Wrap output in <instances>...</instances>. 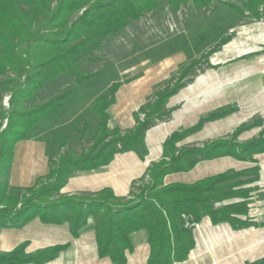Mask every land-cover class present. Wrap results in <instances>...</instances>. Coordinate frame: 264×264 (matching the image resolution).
I'll return each instance as SVG.
<instances>
[{"label":"trees","instance_id":"trees-1","mask_svg":"<svg viewBox=\"0 0 264 264\" xmlns=\"http://www.w3.org/2000/svg\"><path fill=\"white\" fill-rule=\"evenodd\" d=\"M164 1L173 12L189 1L199 8L208 7L212 2ZM224 4L238 17L264 20V0ZM159 5L160 0H0V128L5 121L0 129V229L19 227L39 217L45 223L67 221L71 235L75 236L86 217L93 216L99 257H108L113 264H125L126 253L131 251L128 235L144 228L150 249L147 264H173L184 261L194 247L193 233L185 227L186 220L191 218L192 222L199 223L207 216L212 224L243 225L230 216L236 213V205L214 208V203L234 194L231 193L233 187L257 180L258 167L238 173L225 172L192 184L163 183L166 175L187 172L202 160L231 156L255 163L253 156L264 153V130L242 144L236 143L235 138L250 126L258 125L256 121L239 126L228 139L201 147L176 146L185 135L196 131L206 121L225 116L230 109L212 112L194 127L172 133L163 144L162 159L148 169L149 181L140 188L137 184L142 183L143 178L132 184L131 199H117L108 190L87 199L58 194L71 171L105 166L115 154L123 151H133L143 158L145 131L161 117L160 113L167 114L164 110L167 99L204 62L200 59L192 60L181 69L178 83L169 88L165 86L155 93L153 101L141 106L134 114L135 126L125 132L107 127L106 109L114 102L119 85L112 83L107 92L92 101L96 132L89 140V147L78 152L71 147L62 150L70 139L67 136L54 153L49 152L48 170L34 185L23 189L21 195L20 190L9 186L15 144L30 138L29 133L41 120L56 117L72 90H64L36 105H28L29 100L46 84L62 77L73 80L78 87L92 79L94 74L81 71L82 63L91 62L103 43L119 35L130 21L156 10ZM232 13L228 16L233 17ZM204 34L207 32L202 31ZM228 39H222L201 57L206 59ZM7 93L10 95L5 109L1 102ZM141 113L142 120L139 119ZM83 130L77 134L81 135ZM112 135L114 139L108 140ZM245 175L251 177L241 180ZM61 248L27 254L25 245L21 244L10 252H0V264H43L52 260ZM246 264H264V258Z\"/></svg>","mask_w":264,"mask_h":264},{"label":"crops","instance_id":"crops-1","mask_svg":"<svg viewBox=\"0 0 264 264\" xmlns=\"http://www.w3.org/2000/svg\"><path fill=\"white\" fill-rule=\"evenodd\" d=\"M241 18L244 21L227 31L216 30L212 26H219V23H213L210 28L197 30L192 37L185 30L180 34L172 32V39H178L176 43L187 41L192 52L155 83H143L141 74L128 75L126 69L118 73L119 85L114 93V102L106 109L107 127L125 132L135 126L137 110L152 101L155 93L181 69L198 59V51L209 45L213 48L229 37L205 59V65L200 70L195 69L194 74L184 79L183 85L167 99L164 106L167 115L156 119L145 131L146 154L143 158L133 151H123L115 154L105 166L71 171L58 194L87 199L108 190L117 199L129 198L132 184L147 178L148 168L162 159L163 144L172 133L190 129L201 118L220 109L231 111L223 117L204 122L176 146H202L228 139L239 126L251 125L254 121L259 124L242 131L235 142L256 138L264 130V20ZM202 31L207 34L202 35ZM253 158L255 163L231 156L202 160L187 172L164 177V185L192 184L225 172L238 173L258 167L257 180L233 187L231 193L234 194L214 203V208L236 205V213L230 216L243 225L212 224L207 216H203L198 228L191 229L194 247L184 261L173 264H246L264 258V153ZM48 160V146L44 139L30 137L17 142L9 170L10 188L23 190L34 185L39 177L46 174ZM249 177L245 175L240 179ZM95 225L94 217L87 216L77 234L72 236L67 221L45 223L35 217L19 227L0 229V252H10L21 244L25 245L27 254L62 247L52 260L43 264H113L108 257L98 255ZM128 238L131 251L126 253L125 264H147L150 251L147 230L133 231Z\"/></svg>","mask_w":264,"mask_h":264},{"label":"rangeland","instance_id":"rangeland-1","mask_svg":"<svg viewBox=\"0 0 264 264\" xmlns=\"http://www.w3.org/2000/svg\"><path fill=\"white\" fill-rule=\"evenodd\" d=\"M241 1L212 0L209 6L205 8H199L189 1L180 5L177 11L173 12L164 0H160V5L156 10L146 12L137 17L136 20L130 21L119 35L110 37L103 43L102 49L96 52L91 58V62L82 63L81 71L94 74L92 79L78 87L73 80L62 77L55 82L46 84L40 92L29 100L28 105H36L57 93H62L64 90H72L71 96L64 102L63 110L56 117L41 120L29 133L30 137L44 139L47 142L48 152L51 154L57 150L58 145L67 136L70 139L66 141L62 150L71 147L78 152L82 148L89 147V140L96 132L94 116L91 112L92 101L95 97L107 92L110 85L119 80L120 75L118 73L126 69L128 75L141 74L143 83L148 85L155 83L164 74L170 72L179 60L189 56L192 52L187 46V41L181 40L176 43L178 39H172V32L175 31L174 34H180L185 30L187 35L192 37L197 30L210 27L213 23H219L221 29L227 31L228 28L238 25L244 19L238 17L224 3L240 4ZM230 12H233V17L228 16ZM168 29L172 31L168 32ZM211 48L212 45H209L198 51L196 53L198 59L205 61L201 56H204ZM204 65L203 62L196 69L200 70ZM179 73L159 90L164 89L167 85L166 88H169L178 83L180 81ZM9 95V93L5 94L1 102L5 109L8 108ZM142 115V113L139 114L140 120H142L141 117H144ZM166 115L163 112L160 113L159 119ZM4 126L5 121L0 129ZM80 130L83 132L78 135L77 132ZM107 139L112 140L114 136L112 135ZM148 181L147 174V178L145 177L142 183H138L137 187L140 188ZM134 191L138 193V190L135 189ZM21 194L22 190L19 192V195ZM195 224L199 225L198 223Z\"/></svg>","mask_w":264,"mask_h":264},{"label":"built area","instance_id":"built-area-1","mask_svg":"<svg viewBox=\"0 0 264 264\" xmlns=\"http://www.w3.org/2000/svg\"><path fill=\"white\" fill-rule=\"evenodd\" d=\"M141 119H143V117H141ZM185 227L188 229H193V228L195 229V228H198V225L192 222V219L190 218L189 220L185 221Z\"/></svg>","mask_w":264,"mask_h":264}]
</instances>
